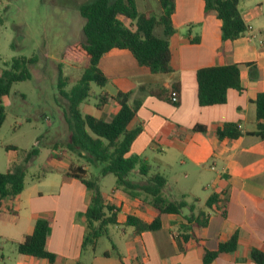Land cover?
Instances as JSON below:
<instances>
[{"label": "crops", "instance_id": "0c3cea01", "mask_svg": "<svg viewBox=\"0 0 264 264\" xmlns=\"http://www.w3.org/2000/svg\"><path fill=\"white\" fill-rule=\"evenodd\" d=\"M135 2L141 13L161 12L160 6L154 12L146 0H140V6L138 0ZM239 10L249 31L238 39L224 41L221 20L215 12H205L202 0H175L170 73L153 74L140 66L131 52L121 49L106 53L98 65L108 80L104 95L109 100L101 110L96 108L108 114L96 117L109 121L117 113L119 106L114 98L119 92H131L132 99L140 100L142 105L128 128L140 126L142 131L133 141L128 156L141 155L149 162L147 153H156L161 156L160 166L174 169L179 163L184 171L183 179L195 175V185L184 190L176 184L177 196L172 198L198 199L197 210L208 214L206 227L196 230L194 238L183 242L179 236L182 217L165 214L161 216L159 230L137 233L134 227L126 225L128 215L150 223L155 211L114 187L103 198L106 205L119 209L116 225L129 229L123 230L124 241L120 239L121 245L118 244L109 235L108 225L106 233L94 245L83 249L89 192L71 173L78 166L87 173L89 167L71 161L69 154L59 160L53 146L54 166L44 169L40 179L26 180L21 194L1 203L0 264H205V250H217L220 242L228 241L235 233L238 234L236 250L220 254L210 264H256L251 250L264 252V139L244 134L237 139L219 140L215 134V129L225 123L238 124L242 133L255 131L254 102L264 92V0H241ZM160 33L162 36V30ZM231 64L243 65V90H228L225 104L199 106L197 71ZM176 83L180 84L177 106L140 90L141 86L156 85L171 91ZM196 125L206 127L207 132L193 131ZM36 140L39 146L42 137ZM5 147L0 144V151L6 150ZM6 152L0 173L22 158L18 148ZM170 189L174 187L167 180L164 190ZM213 194L226 200L225 215L219 210L222 203L215 210L206 209L205 203ZM42 218L50 222L47 249L56 256L53 263L21 255L12 243L32 234L36 221ZM105 237L107 241L101 250L99 244Z\"/></svg>", "mask_w": 264, "mask_h": 264}, {"label": "trees", "instance_id": "16d2710c", "mask_svg": "<svg viewBox=\"0 0 264 264\" xmlns=\"http://www.w3.org/2000/svg\"><path fill=\"white\" fill-rule=\"evenodd\" d=\"M206 13L215 12L222 22V40H235L244 36L249 27L246 25L240 10L241 0H202ZM161 12L141 13L137 10L135 0H93L83 4L79 13L84 24L83 38L68 45L62 53L64 60L80 63L87 59L89 65L70 94L63 90L62 73L60 72V92L68 98L70 117V138L65 148L54 151L56 158L63 160L69 153L84 159L89 165H99L100 175L113 174L116 178L115 187L123 191L134 201H140L155 211V217L150 223L142 221L133 215H128L126 225L132 226L137 233L157 231L161 228L162 215H179L183 221L179 225V236L183 242L195 237L198 229L206 227L208 223L207 211L197 210L199 201H188L186 196L179 200H170L164 194L167 186L166 177L154 171V167L141 155H130L133 141L142 131L139 126L130 130L129 124L136 118L142 103L132 99V93L119 92L114 98L119 106L117 113L106 121L91 114H83L79 106L91 97V84L105 87L108 80L100 71L98 65L101 58L113 49L128 50L138 64L146 67L153 74H167L172 71L170 38L175 34L172 16L175 11V0H158ZM1 21V19H0ZM162 30V36L156 30ZM198 40H196L197 42ZM34 58L15 57L0 71V129L3 126L7 110L2 99L9 97L14 84L25 82L32 78L30 66ZM248 64H245L247 66ZM242 64L213 66L201 68L197 71V98L201 107L220 105L227 102V92L235 89L243 90L241 84ZM157 98L171 102V96H179L180 84L173 85L171 91L160 86H141ZM107 95L98 97L96 108L101 110L108 102ZM256 130L242 133L236 123H225L215 129L219 140L237 139L244 134L258 136L264 139V92L258 94L256 100ZM177 106L176 103H172ZM193 131L205 133L206 127L196 125ZM7 151L17 150L14 146H6ZM60 149V150H59ZM39 149L34 147L24 153L21 160L13 163L5 173H0V206L7 198L21 194L26 185L28 166L37 157ZM72 177L81 181L89 192V204L85 213L87 234L83 249L92 246L95 241L106 233L108 225H116L119 209L106 205L97 186V179L86 177L82 166L72 169ZM40 176L32 179H40ZM220 206L221 213L226 214L227 202L218 194H213L205 203L207 210H215ZM109 213V215H108ZM98 223V226L94 224ZM50 222L48 219H38L33 233L23 241L15 243L21 255L46 259L50 263L56 256L47 249ZM196 240V239H195ZM196 242L200 243L198 240ZM238 245V234L235 233L225 242H220L217 250H205L204 263L210 264L220 254L234 252ZM251 258L256 264H264V252L251 250Z\"/></svg>", "mask_w": 264, "mask_h": 264}, {"label": "rangeland", "instance_id": "374dc122", "mask_svg": "<svg viewBox=\"0 0 264 264\" xmlns=\"http://www.w3.org/2000/svg\"><path fill=\"white\" fill-rule=\"evenodd\" d=\"M93 0H0V69L15 57L34 58L29 70L32 78L13 85L9 97L3 104L7 110L6 120L0 129V144L16 146L20 156L32 148L39 149V154L28 166L26 180L40 176L44 169L54 166L52 147L65 148L70 138L69 101L60 92V72L62 90L70 94L79 82L84 69L89 64L87 59L74 63L62 58L65 48L83 38L84 20L79 8ZM154 12H158L157 0H146ZM140 6V0H138ZM161 29L156 30L160 35ZM161 36V35H160ZM105 87L91 84V97L79 106L83 114L103 116L96 110L98 97L104 95ZM110 110H112L110 108ZM30 118V120H28ZM42 143L37 145V137ZM60 150V149H59ZM6 150L0 151V165L5 164ZM71 161H79L89 167L88 179H97V186L102 196L109 195L115 187L113 174L100 175L99 165H89L84 159L71 154ZM154 171L163 174L174 190H164L165 196L173 200L179 188L189 190L195 185L197 177L183 179L184 171L179 163L174 169L159 165L160 155L147 153ZM181 198V197H180ZM203 208V204L200 205ZM117 225H109L108 233L121 245L123 230ZM130 232V231H127ZM107 238L99 244L102 250Z\"/></svg>", "mask_w": 264, "mask_h": 264}, {"label": "built area", "instance_id": "2783aa9c", "mask_svg": "<svg viewBox=\"0 0 264 264\" xmlns=\"http://www.w3.org/2000/svg\"><path fill=\"white\" fill-rule=\"evenodd\" d=\"M178 101V96L177 95H172L171 96V102L176 103Z\"/></svg>", "mask_w": 264, "mask_h": 264}]
</instances>
